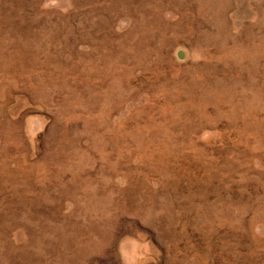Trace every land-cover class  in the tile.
Masks as SVG:
<instances>
[{
	"label": "rangeland",
	"instance_id": "rangeland-1",
	"mask_svg": "<svg viewBox=\"0 0 264 264\" xmlns=\"http://www.w3.org/2000/svg\"><path fill=\"white\" fill-rule=\"evenodd\" d=\"M0 264H264V0H0Z\"/></svg>",
	"mask_w": 264,
	"mask_h": 264
}]
</instances>
